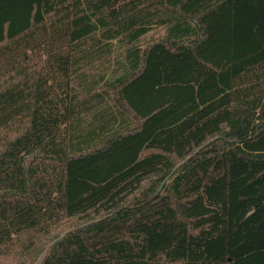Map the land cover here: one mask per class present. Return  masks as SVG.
Here are the masks:
<instances>
[{
	"label": "trees",
	"instance_id": "16d2710c",
	"mask_svg": "<svg viewBox=\"0 0 264 264\" xmlns=\"http://www.w3.org/2000/svg\"><path fill=\"white\" fill-rule=\"evenodd\" d=\"M0 264H264V0H0Z\"/></svg>",
	"mask_w": 264,
	"mask_h": 264
},
{
	"label": "rangeland",
	"instance_id": "374dc122",
	"mask_svg": "<svg viewBox=\"0 0 264 264\" xmlns=\"http://www.w3.org/2000/svg\"><path fill=\"white\" fill-rule=\"evenodd\" d=\"M164 32H165V27L154 26L153 28H151V30L148 33H146L140 38L139 44L144 46L148 44L150 41L162 37ZM77 220H80V219H71V220L65 221L60 227H58L56 234L61 235L67 230L71 229L72 226L76 224Z\"/></svg>",
	"mask_w": 264,
	"mask_h": 264
}]
</instances>
